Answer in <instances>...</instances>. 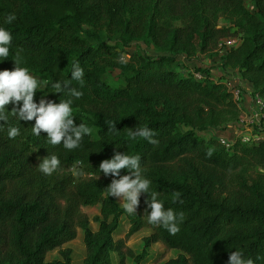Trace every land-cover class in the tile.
Instances as JSON below:
<instances>
[{"label": "trees", "instance_id": "trees-1", "mask_svg": "<svg viewBox=\"0 0 264 264\" xmlns=\"http://www.w3.org/2000/svg\"><path fill=\"white\" fill-rule=\"evenodd\" d=\"M12 13L16 20L5 23ZM0 27L13 37L0 71L13 70L12 59L21 50V66L40 84L37 104L41 98L57 104L70 98L44 81L71 79L72 66L79 63L84 86L76 81L72 86L83 95L71 98L73 116L77 126L82 122L92 129L80 147L67 150L48 144L44 132L34 135L35 120L9 114L0 129V264H74L70 249L60 250L61 260L46 258L76 240L78 230L87 250L83 264H113L115 254L123 264L124 240L115 237L124 220L130 225L127 238L152 230L141 254L128 251L135 264L144 263L158 243L180 252L165 264H228L236 250L264 264L257 259L264 256V173L258 171L264 168V141L236 142L228 151L219 139L202 136L234 127L240 111L208 70L195 67L207 75L196 80L185 65L240 36L241 45L220 57L222 67L264 99V0H0ZM134 42L152 47L155 55L130 53L120 62ZM112 71L119 72L117 87L105 79ZM19 106L22 102L5 107L10 113ZM113 123L119 133L109 132ZM138 125L152 128L159 143L130 140L127 129ZM9 126L20 127L15 139L8 138ZM117 151L139 154L150 192L160 193L165 208L183 213L177 234L148 223L147 193L141 194L136 215L108 196L107 186L120 177L105 176L99 165ZM51 154L61 166L45 175L37 167ZM76 161L82 162L78 175L70 172ZM175 191L183 203L172 202ZM94 206H99L97 231L82 212Z\"/></svg>", "mask_w": 264, "mask_h": 264}, {"label": "clouds", "instance_id": "clouds-1", "mask_svg": "<svg viewBox=\"0 0 264 264\" xmlns=\"http://www.w3.org/2000/svg\"><path fill=\"white\" fill-rule=\"evenodd\" d=\"M15 20L14 13L8 14L5 23L11 24ZM12 39V34L4 27H0V61L8 59ZM119 59L120 62L126 63L130 56L122 54ZM12 60L15 63L13 70L0 71V121L4 122L0 124V129L8 122L9 114H11L18 117L19 120H35V124L31 128L32 133L36 136H40L41 132L46 133L47 143L52 146L62 144L67 150L80 147L83 137L86 134L90 135L92 132V129L82 122L77 126L73 116V99L71 98L79 99L83 93L72 86V81L78 82L81 88L84 86L83 68L76 62L72 66L71 79L61 82L44 81L46 86L50 84L53 89L52 92L63 93L70 98L61 99L58 104L41 98L37 104L34 101V96L40 84L37 78L29 73L27 67L21 66L24 63L21 50H17ZM20 102H22V106L13 107L10 113L6 111L5 106L9 103L20 105ZM109 132L119 133L116 129V123L110 125ZM7 135L9 139H15L20 135V127L9 126ZM127 135L132 141L142 138L154 146L159 143L154 138L157 133L146 125H138L135 129H127ZM213 151V149H209L207 155L211 157ZM81 164V161H76V164L73 165L71 170L74 174H79L77 166ZM60 166L61 161L58 156L51 154L43 158L37 168L45 175H51L59 170ZM122 169L129 170L130 174L121 176ZM99 171L103 172L105 176L120 177L119 179H113L106 190L109 197L119 198L122 208L128 214L136 215L140 196L142 193H147L149 199L145 202L147 207L151 209L150 213L146 210L148 223L154 226H162L171 235H175L180 231L179 224L183 222V213L177 214L172 208H165V202L159 199L160 193L158 191L150 192L151 181L143 175L144 170L141 167L139 154L129 155L127 152L120 153L117 151L111 159L103 160L100 163ZM258 171L264 173V168L258 167ZM180 197L181 193L179 191L173 192L171 195L172 202L179 201L183 203ZM257 259L264 260V256L257 257ZM228 264H254V261L251 258H244L243 252L236 250L230 253Z\"/></svg>", "mask_w": 264, "mask_h": 264}, {"label": "built area", "instance_id": "built-area-1", "mask_svg": "<svg viewBox=\"0 0 264 264\" xmlns=\"http://www.w3.org/2000/svg\"><path fill=\"white\" fill-rule=\"evenodd\" d=\"M242 43L240 36L226 38L219 44L217 52L222 55H227L234 49H237ZM189 72L196 80H204L206 74L196 71L191 68ZM233 77L230 78L229 77ZM229 75L223 74L217 79L221 84L226 86L228 92L231 93L232 101L240 111V118L234 127L229 128L225 137V132L212 130L210 132L201 134L202 136H211L220 140L222 146L226 150H230L236 142L242 144H257L264 141V99L254 92V89H246L244 83L238 75L232 71ZM219 134H222L220 136Z\"/></svg>", "mask_w": 264, "mask_h": 264}, {"label": "rangeland", "instance_id": "rangeland-1", "mask_svg": "<svg viewBox=\"0 0 264 264\" xmlns=\"http://www.w3.org/2000/svg\"><path fill=\"white\" fill-rule=\"evenodd\" d=\"M246 5L248 8H251V5L249 2L246 3ZM222 23L223 25L226 24L225 22H222ZM136 52L146 54V55H151V56L155 55L154 49L152 47L151 48L146 47L145 45H143L142 42H134L133 44H131L130 47L128 48V53H125V54L129 55L130 53H136ZM213 54L218 55L219 57L222 56V54L218 53L217 50ZM229 72L230 71H225L224 74L229 75ZM233 77H230V78H233ZM105 79L111 86L113 87L119 86L120 81H119L118 71L109 72V74L106 76ZM219 135L222 136V134H219ZM224 136L226 137L227 134H225ZM42 159L43 158H41V161ZM70 172L73 173L72 170H70ZM117 199L120 205L122 206L121 202L119 201V198ZM82 212L91 221L92 229L94 231H97L98 226L96 223H94V219L95 217L99 216V206L85 207L82 209ZM129 229H130L129 223L126 220H124V222L122 223L120 233L115 237V240L117 241L124 240L125 249L123 251L124 253L127 254V256L123 264H135L134 260L131 259V257H129L128 251L133 252L135 255L141 254L144 250V239L149 237L152 234V230L148 228H144L141 231L132 235L130 238H127L126 235ZM62 249L63 250L70 249L73 251V263L74 264H83L84 260L87 257V250L83 242L82 231L78 230V235H77L76 240L63 246L59 250L49 253L46 258V261L52 262L54 260H61L60 250ZM179 254H180L179 251L169 250L163 244L158 243V244L153 245L149 249L148 259L142 264H165L167 261L177 258ZM113 264H121L120 258L118 257L117 254L114 255Z\"/></svg>", "mask_w": 264, "mask_h": 264}, {"label": "crops", "instance_id": "crops-1", "mask_svg": "<svg viewBox=\"0 0 264 264\" xmlns=\"http://www.w3.org/2000/svg\"><path fill=\"white\" fill-rule=\"evenodd\" d=\"M198 55L197 57L193 58L192 60H185V65L188 69L195 68V67H201L202 69H206L209 71V75L212 78H219L221 77L225 71H228L229 69L222 68V60L218 55ZM212 57V58H211ZM220 61V62H219ZM187 69V70H188ZM246 89L252 90V86L249 84H245ZM225 134H230L229 131L225 132Z\"/></svg>", "mask_w": 264, "mask_h": 264}]
</instances>
